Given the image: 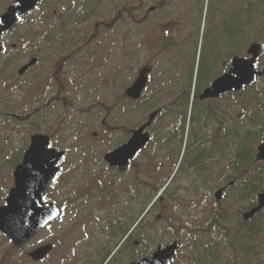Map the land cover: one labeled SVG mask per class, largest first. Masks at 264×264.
Here are the masks:
<instances>
[{"label": "rangeland", "instance_id": "rangeland-1", "mask_svg": "<svg viewBox=\"0 0 264 264\" xmlns=\"http://www.w3.org/2000/svg\"><path fill=\"white\" fill-rule=\"evenodd\" d=\"M0 1L1 13L13 0ZM163 1L139 0L138 12L135 0H51L41 10L29 14L33 22L24 26L27 28L23 30L18 25L0 37V42L6 45L9 37L21 36V41L26 33L35 34L44 27L49 29L48 25L58 24L57 18L63 15L64 9H68L71 15L64 19V26L68 34L75 37L74 40L80 41L77 44L80 47L78 59L86 62L85 67L97 68L90 72L91 78L76 80L78 83L68 99V104L76 105V110H68L66 114L61 110L57 118L59 112L50 111L48 119L44 123L38 121L36 128L28 123L29 120L24 121L27 114L25 104L18 95L9 96L10 92H0V205L13 184L14 166L32 134H52L53 147L67 152V156L60 160V172L49 184L44 198L45 202L53 201L60 206L61 217L22 248L14 247L0 233V264H103L127 232L131 233L118 249L115 259L108 264H128L132 260H139L150 256L157 246L167 245L174 240L179 242V248L168 264H212L204 261L201 248L192 245L195 240L202 243L211 240L216 244L212 262H226L220 259L222 255L229 257L230 261L233 259L235 264H242L246 238L245 244L235 238L237 251H233L229 247V236L237 226H240L244 236L245 233L248 236L249 226H243L240 217L252 198L264 189V161L248 162L239 176L235 172L233 155L242 146L241 142L249 151L257 152L264 133V90L257 94L247 89L235 94L231 113L227 119H223L225 122L222 121L221 109L215 111L209 104L201 103L198 98L193 99L198 83L193 88V69L188 58H193L195 47L176 41L167 44L163 39L152 41V31L148 29L150 19L162 18L166 12ZM209 1H204L203 9L206 4L208 8ZM233 1L234 53H244V44L246 41L249 43L250 39L261 40L263 61L264 0L263 3L260 0ZM77 3L81 7H92L93 15L89 21L77 24L75 30L74 26L67 25L72 21L71 16L78 12L75 8ZM152 4L157 6V10L147 16V20L141 21L142 15ZM248 5L250 8L246 11ZM122 7L129 10L131 7V16L123 12ZM119 11L122 12L117 14ZM134 27L139 30L138 37ZM31 28L37 30L31 31ZM121 29L123 31L120 33ZM44 39H53V35ZM98 41L100 43L96 45ZM41 44L50 46L52 41ZM131 60L139 65L146 64L150 69L149 88L142 94V100L136 103L134 112L130 107L122 109L121 106L124 89L130 82ZM20 63L21 60L16 62V67ZM117 65L125 69L123 74ZM182 68L191 72V78L181 79L182 86H179L173 78ZM68 76L77 78L80 72L69 69ZM99 81L101 89L98 88ZM40 85L41 82L38 83ZM156 87L161 88L155 96L159 104H178L185 100L182 122L186 126L180 144L167 145L163 152H157L154 160L152 139L136 157L134 170L118 175L103 165L102 153L125 141L127 129L135 128L146 120L152 90ZM99 98L104 103L105 123L120 128L108 130L101 127L103 119H98V111L90 108ZM228 100V97H224L217 104L226 105ZM203 110L208 114L212 112L214 121L218 120L219 123L213 125L206 121ZM164 114L176 116L177 106L167 107ZM222 123L232 129V134L225 128L217 144H213L212 127ZM117 130L119 133L115 132ZM93 132L97 135H93ZM152 133L154 136L153 129ZM162 138L163 134L160 133L158 141L161 142ZM183 149V160L188 158L186 153L194 156L196 150L204 149L206 153L199 152L198 156L205 155L203 161L206 167L200 169L199 166L187 164L184 169L179 158ZM164 164L163 169L167 172L162 173L159 168ZM230 181H234L233 185H229ZM245 183L254 186L253 191L243 190ZM221 187V198L216 201L214 193ZM226 214H229L228 218H220ZM138 221L139 224L135 226ZM251 225H254L253 229L260 226L261 233L257 238L248 237L254 247L248 254L244 253L246 264L264 263V216ZM46 243L53 245L51 253L43 261L34 262L27 251Z\"/></svg>", "mask_w": 264, "mask_h": 264}, {"label": "water", "instance_id": "water-1", "mask_svg": "<svg viewBox=\"0 0 264 264\" xmlns=\"http://www.w3.org/2000/svg\"><path fill=\"white\" fill-rule=\"evenodd\" d=\"M39 0H13V2L0 14V34L7 30L15 21V16L23 14L31 10ZM259 46L252 44L249 47L248 53L252 54V58L243 59L234 57L233 65L236 69L239 65H249V75L240 76L234 71L235 76H222L213 83L211 88L205 90L203 97L216 96L220 92L234 87L241 88L242 85L249 83L252 80L254 71L252 68L253 62L258 54ZM27 66L24 67V69ZM250 76V78H249ZM217 81H224V84L218 85ZM146 77L141 75L134 85L127 90L128 96L137 98L140 95ZM154 114L149 115L148 121L133 132L131 138L121 146L104 155V160L111 166H116L120 171L126 168V165L133 157L128 153L134 148L135 151L142 148L148 140V133L143 130L148 126L153 119ZM46 142V143H45ZM48 136L43 134H34L30 137V142L27 150L24 152L22 161L18 163L13 171L14 185L8 191L5 198V204L0 206V232L3 233L8 240L12 241L17 247L22 246L30 240L39 230L44 228L49 222L56 219L60 215L58 205L49 203L43 205L41 197L46 191V186L51 179H48L50 173L56 169L52 161L57 160L62 153L56 152L54 149L46 148ZM43 146V149L42 147ZM45 153H50L45 157ZM257 157L264 160V141L258 146ZM51 165V167H49ZM57 170L54 172V174ZM215 198L219 199L221 190L215 192ZM264 206V192L257 195V204L249 211L243 213V218L247 220L252 217ZM177 248L176 242L167 245L164 248L158 247L152 254L151 258H143L139 262L131 264H165L169 260ZM51 249V245L34 249L29 255L38 260L43 258Z\"/></svg>", "mask_w": 264, "mask_h": 264}, {"label": "flooded vegetation", "instance_id": "flooded-vegetation-1", "mask_svg": "<svg viewBox=\"0 0 264 264\" xmlns=\"http://www.w3.org/2000/svg\"><path fill=\"white\" fill-rule=\"evenodd\" d=\"M205 0H164V7L166 12L163 15L162 23L156 24V28L159 29V33L156 34V40L163 39V41L167 44L171 42H183V45L187 44H195L198 40V32L200 27H204V34L201 36V42H206L210 49L206 52V54L201 55L198 61L197 67V83L198 90L195 95V98L201 103H207L216 111L217 109H221V113L223 115V119H227L229 114L231 113V109L233 108V96L235 95L234 90H228L222 94H219L215 98H203L202 94L206 88L211 87V82L218 78L219 76L225 74V69L232 70V59L235 56L233 47L235 44L234 35V25H233V17L231 10H233L234 1L233 0H214L209 1V5L207 8V4L203 9V3ZM149 11H153L156 9L155 6H151ZM149 12H146V15ZM162 25V33H160V27ZM155 24H152L151 27H154ZM255 39H250L249 43L254 42ZM263 41L260 40V47L263 48ZM219 44V45H217ZM261 54L256 59V63L254 65L257 71H261L264 69V60L261 61ZM148 68V67H146ZM139 67L136 62L135 73H138ZM150 69L148 68V73ZM135 73L132 75L130 84L124 89L125 90L130 87L132 81L137 76ZM191 78V72L189 70H185L182 68L179 72L174 74V82L182 86L180 80ZM258 78H262L264 80V74L259 76ZM150 79L147 81V87L149 88ZM161 88H154L152 90V99L150 103V113L156 112L153 120L151 121L150 126L147 128L149 133V139L152 140V148H153V159L155 160L156 154L158 151L163 152L167 145L169 147L178 146L180 144L182 133L185 129V123L182 122L184 110L183 104L185 100H182L178 104L172 103L171 105H163L159 104L155 101V96L160 92ZM123 91V90H122ZM183 92H186L185 90ZM224 97H228V103L225 105L224 103L218 105L217 102ZM137 100H132L128 98L125 94L122 95L121 106L122 109L125 107H130L132 112L135 111ZM177 106L178 114L176 116H168L165 115V111L167 107ZM203 112L206 114V121H210L213 125H217L218 120L214 121L212 112L208 114L207 111ZM218 118V116H217ZM138 127V125L136 126ZM135 127V128H136ZM120 128L119 126L110 127V130H116ZM225 128L228 133L232 134V129L225 127L222 123L217 127H212L214 130L213 135V144H217L218 139L225 133ZM152 129L154 131V136L152 133ZM134 128H130L126 130V140L120 143L123 144L127 142V140L131 136V132ZM119 133V131H116ZM163 134V138L161 142L158 141L159 134ZM190 134V130H189ZM119 145V146H120ZM136 155L129 160L126 172H132L134 170ZM103 165L118 175H122L118 168L109 165V163L105 162L103 157L101 159ZM53 248V245H52ZM52 251V250H51ZM49 252V254L51 253ZM28 253V251H27ZM48 254V255H49ZM43 258L40 261H43ZM39 262V261H34Z\"/></svg>", "mask_w": 264, "mask_h": 264}, {"label": "trees", "instance_id": "trees-1", "mask_svg": "<svg viewBox=\"0 0 264 264\" xmlns=\"http://www.w3.org/2000/svg\"><path fill=\"white\" fill-rule=\"evenodd\" d=\"M241 144L242 146H239L235 154L233 155L234 160H235V172H236V175L238 174L239 176L241 175V171L243 170L244 166L248 164V162H252V158H253V151H249L247 146L243 145L244 142H241ZM253 188L254 186H248V185L243 186V190L253 191ZM254 201H255V198L253 197L251 205L254 203ZM262 215H264V209L258 212L255 216H253L252 219L246 222L241 221V224L243 226L249 225V228L247 229L248 236H246V245H245V249L243 250V252H249L254 247V244H250L248 237L250 238L259 237L261 233V230H260L261 227L259 226L257 229V226H255V229H253L254 225H251V224L255 222L256 220H258V218ZM237 236H240V239H238ZM235 238H237V240L239 241L242 240V242L245 244V236L241 233L240 226L235 228L232 235L229 236V247L232 248L233 251H237V247L235 244ZM192 245L196 248H201V256L204 257V261L206 263H212V264H227L228 263L229 264L230 262H233V259H231L232 261H230L229 257H224L222 255H220V259L223 261H226L227 263L226 262H221V263L212 262L213 251L215 250L216 244L212 243L211 240H208L207 243H202V242H198L197 240H195L192 243ZM198 259H201V258H198ZM241 262L242 264H246L245 257L241 258ZM232 264H235V263L233 262ZM260 264H264V263H260Z\"/></svg>", "mask_w": 264, "mask_h": 264}, {"label": "snow or ice", "instance_id": "snow-or-ice-1", "mask_svg": "<svg viewBox=\"0 0 264 264\" xmlns=\"http://www.w3.org/2000/svg\"><path fill=\"white\" fill-rule=\"evenodd\" d=\"M249 68H250L249 65H243V64H241V65H239L236 69L229 70V69L226 68L224 71H225V73H226L227 75H231V72H232V71H236V72H238V74H239L240 76L243 77V76H245V75H249ZM249 78H250V76H249ZM217 84H218V85H222V84H224V81H217ZM45 143H46V142H45ZM41 147H42V149H43V146H41ZM47 149L52 150V149H53V145H52V144H47ZM133 153H135L136 156H139V153L136 152L134 148L128 153V155L131 156ZM49 154H50V153H45L44 155H45V157H46V156L49 155ZM57 159H58V157H57ZM52 164H55V160L52 161ZM49 167H51V165H49ZM58 168H59V166L57 165V166H56V169L53 170V173H50L49 176H48L47 178H48V179H55L56 177L54 176V172H55L56 170H58ZM41 199H44V198L41 197Z\"/></svg>", "mask_w": 264, "mask_h": 264}]
</instances>
